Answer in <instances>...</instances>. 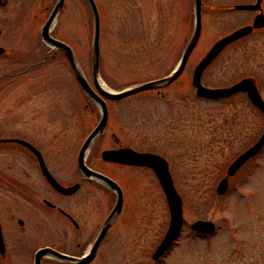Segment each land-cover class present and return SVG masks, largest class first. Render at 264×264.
Returning <instances> with one entry per match:
<instances>
[{
    "label": "rangeland",
    "instance_id": "374dc122",
    "mask_svg": "<svg viewBox=\"0 0 264 264\" xmlns=\"http://www.w3.org/2000/svg\"><path fill=\"white\" fill-rule=\"evenodd\" d=\"M95 1L100 15V79L108 88L117 91L159 78L176 66L192 33L182 0ZM54 3L55 0H9L8 5L0 7L1 43L12 49H26L28 53L22 58L47 59L32 73L48 77L49 106L50 101L58 99L53 105L59 112L49 113V128L56 127L59 116H67L68 108H76L79 101L80 109H76L80 111L75 115L80 113L77 135L81 141L97 119V107L79 88L63 52L55 53L58 49L48 47L41 39V26ZM215 20L216 17L211 26L203 29L176 81L108 101L112 112L109 128L125 137L123 143L162 153L170 161L183 199L184 224L172 246L157 261L147 255L149 242L145 243L143 255L137 256L132 252L128 256L107 255L104 247L102 258L108 259L104 264H264V146L229 177L224 193L215 190L228 163L264 130V114L242 94L209 100L198 97L191 84L195 64L218 36ZM50 31L73 48L83 73L94 86L93 17L86 0H65ZM238 63L233 49L225 51L205 69L203 84L229 85L240 75ZM250 64L246 61L242 67ZM14 68L15 64L0 56L1 72ZM258 68L264 90V65ZM109 145L111 140L100 147ZM166 207L161 193L159 239L169 222ZM196 219L214 221L216 230L208 235L195 233L190 223ZM102 258L97 264L103 263Z\"/></svg>",
    "mask_w": 264,
    "mask_h": 264
},
{
    "label": "flooded vegetation",
    "instance_id": "af4514ba",
    "mask_svg": "<svg viewBox=\"0 0 264 264\" xmlns=\"http://www.w3.org/2000/svg\"><path fill=\"white\" fill-rule=\"evenodd\" d=\"M182 2L191 31L194 0ZM8 3L9 0H0V7ZM200 12L201 33L213 24L214 17L218 31L215 40L238 32L214 60L233 49L241 70L234 81L253 79L264 99L258 68L264 65V0H201ZM1 37L0 30V56L15 64V68L0 71V264H97L104 247L107 255L128 256L132 252V256H137L143 255L145 243L149 242L147 255L151 257L161 240V193L169 216L160 179L148 165L104 159L101 152L126 147L152 150L123 143L125 137L109 128L112 112L108 106L106 126L87 147L82 168L80 150L100 118L99 108L95 106L97 119L81 141L77 135L80 113L75 115L80 111L79 101L77 109L69 107L67 116H59L51 130L49 113L59 112L53 105L58 99L50 101L49 106L48 77L32 73L47 59L22 58L28 51L9 48L1 43ZM246 61L251 64L243 68ZM76 83L81 89L77 80ZM54 93L60 95L59 91ZM238 94L257 109L245 91L235 95ZM75 98L71 97L74 105ZM89 101L95 103L90 98ZM108 101L111 100L107 104ZM72 115L74 118L70 119ZM107 140L112 145L100 147ZM160 154L168 161L172 174L170 161ZM106 221L105 233L91 254ZM85 257L89 258L82 261ZM101 260V264L108 263L105 257Z\"/></svg>",
    "mask_w": 264,
    "mask_h": 264
},
{
    "label": "water",
    "instance_id": "95a60500",
    "mask_svg": "<svg viewBox=\"0 0 264 264\" xmlns=\"http://www.w3.org/2000/svg\"><path fill=\"white\" fill-rule=\"evenodd\" d=\"M89 7L93 16V39H92V50H91V75L93 83L98 90L97 93L88 82L85 74L83 73L80 65L78 64L75 54L66 42L59 40L53 37L50 33V29L55 22L57 15L63 7L64 0H56L52 10L49 13V16L45 20L41 28V37L42 40L48 44L49 46L60 48L64 51L70 67L75 74L77 80L81 84L84 91L94 99L101 109V118L94 129L89 133L87 138L85 139L81 150H80V158L82 168L84 166V152L88 147L91 140L101 132L107 122L108 117V109L107 103L104 98L108 99H121L125 98L134 93L158 88L165 84H168L174 81L184 70L186 61L188 59L189 54L193 50L196 45L200 32H201V14H200V4L201 0H195V27L193 34L185 47L181 58L175 68L167 75L155 79H150L143 81L141 83L134 84L132 86L125 87L120 90H112L108 87H104L100 83V47H99V38H100V17L98 7L96 5L95 0H87ZM238 35V32L231 33L223 38L218 39L213 43V45L209 48L206 54L199 60V62L195 65L192 73L191 83L195 88L196 95L209 99H222L232 96L238 91H246L251 101L264 112V100L261 97L257 86L253 79L251 78H242L231 85L221 86V87H209L202 83L201 75L204 69L210 64V62L216 57V55L220 52V50L231 40H233ZM0 50H3L0 48ZM264 144V130L259 136V138L249 147H247L244 151L239 153L227 166L226 175L220 179L216 186V192L218 194H222L227 186H228V177L234 174L241 165L248 160L250 157L254 156ZM102 156L105 159L111 160H119L124 162H133L138 164H144L151 166L157 173L161 185L164 189L169 209H170V222L168 229L162 238L159 246L156 248L153 253V259H157L163 252L171 245L172 241L179 234L180 228L183 222V211H182V198L178 193L174 183L172 176L170 174L168 168L167 160L157 154L152 152H138L131 148H121V149H106L102 151ZM51 182L60 187V185L50 177ZM111 217V215H110ZM109 217V218H110ZM108 218V219H109ZM108 221L105 222L102 230L97 236L96 241L92 245L91 254H94L100 240L102 239L105 230L107 228ZM191 228L204 234L212 233L215 230V223L209 219H196L190 224ZM50 250V249H45ZM52 251V250H50ZM55 252V251H53ZM58 254L57 252H55ZM89 257L81 258L82 261L87 260ZM141 264H149V263H141Z\"/></svg>",
    "mask_w": 264,
    "mask_h": 264
},
{
    "label": "bare ground",
    "instance_id": "6f19581e",
    "mask_svg": "<svg viewBox=\"0 0 264 264\" xmlns=\"http://www.w3.org/2000/svg\"><path fill=\"white\" fill-rule=\"evenodd\" d=\"M100 83H101L102 86L107 87L101 79H100Z\"/></svg>",
    "mask_w": 264,
    "mask_h": 264
}]
</instances>
